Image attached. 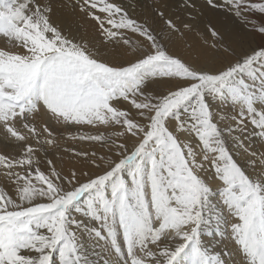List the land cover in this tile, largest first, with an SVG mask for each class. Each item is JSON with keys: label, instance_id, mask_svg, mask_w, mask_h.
<instances>
[{"label": "snow or ice", "instance_id": "snow-or-ice-1", "mask_svg": "<svg viewBox=\"0 0 264 264\" xmlns=\"http://www.w3.org/2000/svg\"><path fill=\"white\" fill-rule=\"evenodd\" d=\"M0 36V264H264V0H0Z\"/></svg>", "mask_w": 264, "mask_h": 264}, {"label": "rangeland", "instance_id": "rangeland-1", "mask_svg": "<svg viewBox=\"0 0 264 264\" xmlns=\"http://www.w3.org/2000/svg\"><path fill=\"white\" fill-rule=\"evenodd\" d=\"M120 2H123V0H120ZM128 3L135 5V0H128ZM205 18H212L214 21L217 20V23H223L224 22V14L223 13H213L207 9H205ZM139 9L136 10V14L138 13ZM135 14V13H134ZM171 14L175 15V12L173 11ZM208 14V15H206ZM215 14V16H214ZM149 15H151L149 13ZM181 20L184 19L183 13H180ZM152 19V23H154L155 27L157 28L158 31L163 29V22L160 21L159 19ZM203 19L201 18L200 20L196 21V28L191 31V32H186L184 37H179L175 36L171 42L168 43V48L171 52H175L178 54L182 55H188L193 53V48H198V49H205L207 45L205 44V40L208 41V44L212 43V39L210 36L207 35V33L204 32V23ZM201 21L202 24H199L198 22ZM230 18H229V23H230ZM178 26L180 21H177ZM138 38V37H137ZM260 37L258 35L253 34L251 41H246L244 44V48H250L254 46L255 44L260 42ZM5 45V39L0 36V46ZM193 47V48H192ZM239 50V49H238ZM130 58V57H128ZM2 135V133H0ZM79 147L83 148H91V147H96L97 149L99 148V145H89L87 143L84 144H79ZM131 146V145H130ZM259 146V142H257V147ZM4 149V150H3ZM10 149H5L3 144H0V151H7Z\"/></svg>", "mask_w": 264, "mask_h": 264}, {"label": "bare ground", "instance_id": "bare-ground-1", "mask_svg": "<svg viewBox=\"0 0 264 264\" xmlns=\"http://www.w3.org/2000/svg\"><path fill=\"white\" fill-rule=\"evenodd\" d=\"M209 11H210V10H209ZM205 12H206V10H205ZM135 14H136V13H135ZM136 15H139L141 18L144 17V13L141 12L140 10L138 11V13H137ZM206 15H208V14H206ZM214 16H215V14H214ZM151 17H152V16L149 15V20H150V22L152 21ZM206 18H207V17H206ZM216 22H217V20H216ZM198 23H199V24H202L201 21H199ZM196 24H197V23H196ZM85 25H86V27L88 28L89 35H90V36H96L95 27H94L93 22H92V21H85ZM97 39H98V37H97ZM192 48H193V47H192ZM193 49H198V48H193ZM193 55H194V52L191 53V55L188 54V55H186V56H188L189 58H192ZM3 150H4V149H3Z\"/></svg>", "mask_w": 264, "mask_h": 264}]
</instances>
